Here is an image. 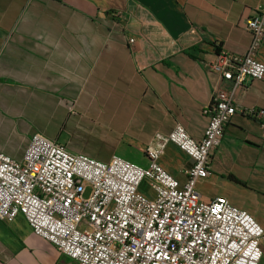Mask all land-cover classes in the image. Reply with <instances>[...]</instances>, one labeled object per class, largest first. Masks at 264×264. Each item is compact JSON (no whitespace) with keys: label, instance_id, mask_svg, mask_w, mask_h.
<instances>
[{"label":"crops","instance_id":"1","mask_svg":"<svg viewBox=\"0 0 264 264\" xmlns=\"http://www.w3.org/2000/svg\"><path fill=\"white\" fill-rule=\"evenodd\" d=\"M262 2L0 0V133L13 140L0 151L20 161L38 134L72 154L146 167L156 134L181 125L203 137L215 89L242 110L264 108V78L233 87L209 68L217 54L245 53V23ZM257 59L264 64V40ZM158 163L183 185L192 162L168 144ZM195 190L203 201L226 198L264 233V136L245 111L224 128ZM260 247L264 264V237ZM0 264L75 263L17 215L0 221Z\"/></svg>","mask_w":264,"mask_h":264},{"label":"built area","instance_id":"2","mask_svg":"<svg viewBox=\"0 0 264 264\" xmlns=\"http://www.w3.org/2000/svg\"><path fill=\"white\" fill-rule=\"evenodd\" d=\"M245 28V53L217 54L209 65L233 87L264 78L257 59L264 0ZM243 111L264 136V108L242 110L232 92L215 89L203 110V137L191 138L181 125L156 134L144 150L146 167L117 156L100 162L33 135L20 161L0 151V221L22 215L35 236L75 264H259L261 226L226 198L203 201L195 190L209 175L224 128ZM168 144L192 162L183 185L158 163ZM143 183L154 196L140 192Z\"/></svg>","mask_w":264,"mask_h":264},{"label":"rangeland","instance_id":"3","mask_svg":"<svg viewBox=\"0 0 264 264\" xmlns=\"http://www.w3.org/2000/svg\"><path fill=\"white\" fill-rule=\"evenodd\" d=\"M12 141L13 140H12V138L10 136H5L4 134L0 133V145H4L5 144V145L11 146L10 144L12 143ZM132 163L142 167V165L140 163L136 162V161H133ZM140 188H141V191H143L148 196H154V192H152V190H150L145 183H143L140 186Z\"/></svg>","mask_w":264,"mask_h":264}]
</instances>
